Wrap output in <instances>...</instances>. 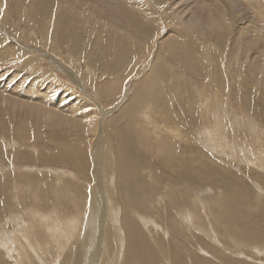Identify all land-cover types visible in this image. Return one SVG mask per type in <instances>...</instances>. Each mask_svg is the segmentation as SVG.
Here are the masks:
<instances>
[{"label": "rangeland", "instance_id": "obj_1", "mask_svg": "<svg viewBox=\"0 0 264 264\" xmlns=\"http://www.w3.org/2000/svg\"><path fill=\"white\" fill-rule=\"evenodd\" d=\"M108 1L110 2L104 3L105 1L101 2L97 0H0V36H1L0 37V85L2 84L4 85V83L6 84V86H0V88H6V87L10 88L9 90L7 89L5 92H1L0 90V231L1 232L4 230L6 232H10V231L13 232L15 231L14 227L17 228V226L19 225L22 226L24 220H26V223L29 222L27 221L29 220L28 211L25 210V207L31 209L34 206H36L37 209L41 208L42 211H46L47 213H49L50 210L55 209L58 212H61L62 215H66V216L67 214H73L72 212L77 211L74 204L67 202L68 199L69 200L72 199L69 198L71 197L70 195L71 193H69V191L65 189L66 191H63L66 192L64 193L65 195L62 194L61 191V186L63 185L62 178L56 179L54 177L53 185L55 190L54 192L52 191L51 176L53 175V169H62V168L68 169L67 166L64 167L56 164V162L53 160V155L65 149L66 146L68 147L69 146L68 142L73 143L74 145L73 152L78 154L82 140L88 139L94 141L95 137L91 123L93 122L95 123L96 115L89 111L90 108L98 111L99 104L100 105L104 104L106 107L108 105H109L108 107L113 106V109L117 106L115 108L116 111L113 113V116L107 119L111 120L112 118H117V117L119 118L121 117L123 119L122 120L119 119V121L117 119L118 123H116V125H114L113 122V123H106L104 126V129H106L107 131V135H109V137L111 138V145L116 146L114 148L115 157L119 156L120 153L122 152L120 140L117 137H115V133L117 132L118 129H125V126L129 123H130L129 125L134 124L133 121L127 120L129 117L125 119V117H127V115L123 111L125 110L124 109L125 107L131 108L134 112L140 111V113L145 109L148 111L155 110V112L158 115L154 113L155 115L153 114V117H151L153 123L154 122L160 124L166 123L162 115L158 113V106L161 105L164 100H160L161 102L160 104L157 98L165 99L166 93L168 97H173L175 93L176 95H178V96L175 95L173 98H177L182 94L178 92L179 90L176 87L173 86L170 87L171 81L166 80L163 77L162 73L159 72L160 64L165 63V60H167L164 54L167 56L169 54H172V56L166 61L167 63L172 62L171 63L172 66L165 64L167 71L173 69L174 73L171 74L175 75L176 73V76H178L179 79L181 78L180 81H182V85H188L190 87L187 92L185 93L183 92L184 96L183 95L181 96L183 97V99H181L179 103L182 102L183 103L185 102L186 104L189 103L191 106H193V109L190 106L181 108L178 102H175L173 105V110L175 107L176 110L179 109L177 110V113L180 112L181 119H185V121L184 120L182 121L180 118L179 119L177 118L180 124L187 127H188L187 123L192 125V129L195 130V132L191 134L192 137H195L196 140L200 137H203V128H204L203 126L196 125L197 121L199 120V112L197 111V106L194 103V101L196 100L195 102H200L199 100L201 99L202 102L200 103L203 102L207 103L210 97L213 98L212 97L213 93H217V97L219 98L220 101L219 102L220 105H217L216 108L214 109L220 112L221 115H223V113L225 112L224 118L221 119L222 123L220 122V126L221 127L223 126L221 128V135H223L224 136L223 138L226 139L225 145H228L232 142L235 143L236 141V144L241 146V144L244 142V138H245L244 136L245 135L247 136L248 132L249 134L246 139H249L248 140L249 142L250 139H252L251 138L252 135L249 130L248 131L246 130L247 132H245L242 127L236 128L232 125L230 119H232V117L234 116L236 118L242 117L240 120L245 119L246 122H251L252 120H254V118H251L252 120L250 119V116H254L256 120L260 121V123L258 124H260L259 126L264 132L263 129L264 128V78H262V71L260 70V73H258L257 71H259V69L257 67L255 69L251 68L252 70L249 69L248 67H241L245 63L244 60H247V58L256 57L257 60L260 58L264 59V54H261V52L264 51V34L262 33L263 36L260 39L259 38L255 39V36L253 35L255 33L257 34V32L253 33V31L259 30L264 32V22L262 21L257 22L258 28L255 30L253 29V24H252L249 33L247 35H244V34H240L239 31L231 30L232 28L230 23H229L230 25L229 27V25L226 24L227 20H225L226 26L222 28L223 30L219 29L222 30V33L221 35L218 33V37L220 36L218 38V37H214L211 34L210 29L206 28L203 25H201L199 29H196L195 31H193L192 28L187 29V31L192 30V32L190 31V33H188L187 31L185 32L186 28L183 25V23L178 18H175L173 16V13L170 12V9H168L170 7L169 6L170 3H176L177 9L180 10L181 12L184 11L185 8L184 6H186V8L188 6V9L193 10L196 8V10L201 11L204 14L208 13L213 15L215 12L214 10H212V7H215V4L218 3V0L216 1L207 0L208 4L204 2L206 0H137V2H141L140 9L135 7L129 0H108ZM214 1L215 3L213 4ZM238 1L239 4H244V8L250 7V5L247 6L248 3L247 0H238ZM67 7L69 9H67ZM120 8L127 9L128 12ZM60 11L62 15L64 14L63 15L64 17L73 18L72 21L70 18L69 19L65 18L66 21L55 19L54 14ZM188 12L191 13L192 11L188 10L187 13ZM88 13L90 14V16ZM225 17L230 20L232 18V14L226 12ZM90 20L91 21L94 20L95 23L94 21L91 22ZM97 22L98 23L100 22L99 23L100 25ZM90 23L94 25H91ZM95 24L96 26H98V29H96L97 32L88 31V28L91 26H95ZM73 25H76L75 26L76 28L72 27ZM123 30L124 32L126 31L127 34L125 33L124 35L122 32ZM202 30H204L205 32ZM179 32H181L182 34L185 33V35H181L180 38L181 37L182 38L181 39L179 38V40H177L179 36L175 37L173 36V34H177ZM203 34H205L206 36H204ZM121 35H124V38L121 37L122 38L121 43H123V45L117 46L115 44V41ZM4 37L6 40H4ZM193 40H195L197 44L195 43V41L193 42ZM189 41L191 43H189ZM198 41L202 42L203 45L198 43ZM20 43H24V44H20ZM30 46L34 48H31ZM122 47L125 48L120 50ZM197 47L200 48V50H197ZM35 48L37 49L36 50L37 52L35 51ZM207 48L210 49L208 50ZM38 49H40L41 51H38ZM204 49L207 50V54H209L208 56H212L214 54L213 56L220 57L224 55L222 57H224V61L226 62V64L227 63L229 64L228 67L230 68L229 69L230 72L229 71L228 72L230 74L220 69L221 65L218 66L219 68H217L218 69L217 72L211 71L205 74L207 70L206 67H204L202 70L200 69L199 66L195 65L194 63L193 64L190 63L189 60L191 57H193L191 54L195 52L194 50L202 52ZM43 50L45 51V53H42ZM183 51L185 53H183ZM38 53L41 54L42 56L39 55ZM48 53H52L53 55H55V57L60 58L61 62L63 60H66L67 62L72 63L74 72H76L75 77H79V78L82 77L81 80L78 79L81 82V84L76 82L75 84L74 82H72V78L69 77V74L67 72L61 70V68H58L56 65H54L51 62V56L48 55ZM186 53L189 54L187 55ZM235 54H237L242 61L234 60L233 57ZM15 56H16L15 59H17L16 62L13 60ZM160 57H162L161 60ZM177 58H181V59L185 58L187 59L188 62L185 60V62L182 64L183 67L182 66L180 67V65L179 66L177 65V61H178V60L176 61ZM31 60H34L35 62L29 64ZM36 62L39 63L40 65H35ZM153 63L154 65H151ZM70 66L71 65H69V67ZM35 69L41 70L45 78L50 79L53 82H56L55 84H57L58 85L57 88H59L58 91L56 92V95L57 93L58 95L61 94L60 96L67 94H74V95L68 96L58 105H56L55 99L50 100V98H48V100L45 101L46 98L40 99L36 97V95L40 93H41L40 95L43 96L42 91L40 92L32 91L31 94V92L29 91L33 90V88L32 86L29 85L31 83L29 81H31L32 78L34 77ZM37 73L38 72H36V75L40 74V72L38 74ZM257 73L259 75H257ZM253 75L257 77H253ZM24 76H27L28 79L26 80ZM146 76H150V78H156L158 76V78L154 79V81L153 79H150L147 80L148 82L144 81L143 83L141 80L146 78ZM210 76L213 79L215 78L214 81L209 80L211 79ZM112 79L117 80V82H115L116 89L108 92L103 91L102 89L108 87L110 81H113ZM107 81L109 82L108 85H107ZM116 83L119 87L116 85ZM142 85L143 87L145 86L144 87L145 89L142 87ZM166 86H168V88ZM169 87L170 89L173 88L174 91L170 90ZM140 92L141 94H137ZM26 93L28 95H26ZM19 94H24L25 98H31L32 96L33 97L31 98L32 100L30 102H25L24 101L25 99L21 98ZM76 97H81L82 100H84V103H86L87 106L89 105L88 106L90 107L88 108L89 110L76 103H71L69 105V102L72 99H76ZM33 98H37V99H33ZM145 98H147V100ZM214 98H216V96ZM213 100L211 101V104L214 103ZM129 101H133L134 105H132ZM142 101L145 102L144 104L145 109H140V105L142 104L139 105V103H141ZM151 102H153L154 105H152ZM155 103H157L158 105H156ZM148 104H150L151 106ZM163 105L165 106V104ZM217 107L218 108L220 107V109L221 107L223 108L222 110H219ZM67 109L69 111H67ZM183 110L186 116H184ZM85 111L88 114L87 117H83L85 115L83 114ZM43 113H49L51 114V116L43 115ZM97 113L99 114L100 110ZM66 115L72 116L76 124L73 125L72 120L66 121L65 123L63 117H65ZM141 115H140V121L144 122L148 120V119L145 120L146 118ZM137 123H139V121ZM148 123L146 124L139 123V127L137 129L131 127L129 128H131L132 139L137 140V142H135L136 146L134 144L135 149L141 148L144 151V152L142 151L143 154L142 156L145 157L150 156V158L155 159L154 157L155 154L146 152L141 145V141H138V138L140 136L144 137L143 134L144 129L142 128V126L145 127V131L147 130L153 133L152 132L153 130L151 129L153 125ZM229 124L232 126L230 127ZM172 125H168V126L172 127ZM224 125H226V128ZM198 129L200 130L197 131ZM208 130L212 131V129H208ZM228 133L231 136L233 135L232 136L233 138ZM226 135L227 137L225 138ZM186 137L188 136L186 135ZM146 139L151 140L153 138L147 137ZM177 141H180L178 143H182V144L177 145L178 143L177 144L173 143L171 147H175L178 149L175 151V158L176 156H179L181 158L182 163H179L177 166L174 167V162L176 161V159L171 163H168L169 161L165 159L160 160V162L167 168L169 167L173 168L174 172L176 173L175 177L177 179V182H179L181 186H186L187 184L192 183L193 186L196 187V188L192 187V192L194 193V195H197L198 197L201 196L200 198L203 197L202 200L204 202L207 200L209 196L221 198L222 195H224V192L229 195L227 201L229 203H234V202L238 203L239 199L242 200L241 196L243 194H245L244 197L254 196V194L252 193H251L252 195L250 193H247V190L242 191V190L234 189V188L239 189L238 188L239 185L234 184L233 180L228 184L222 185L221 184L223 182L222 174L224 173H229L228 177L231 179L239 180L237 177H240L243 173H246L249 170V168H251L250 173L252 180L249 182L250 184L249 183L248 184L252 187V191L253 189L254 190L259 189L258 187L259 185H262V187L264 188V177H261L263 173H260L261 175L259 174L256 175L254 174V169H252V165H250L251 167L247 166V161L256 163L255 162L256 159H260L262 163V160H264V155L260 153L261 150L264 148L263 143L259 142V143L250 144L251 146L253 144L255 146V155H252V157L248 153H246V157L245 156L243 157L242 154L243 152H239V149L235 150L236 151L235 152L233 148L230 149L227 148V151H229V153L233 151L231 157L229 158L228 153L226 155V153L225 154L218 153V151L212 153L213 155L210 156V154H208L210 147L204 149L198 147L196 148L195 144L193 142H192L193 144L190 142L191 140L187 141V139L184 138L182 139V137L177 139ZM193 145L197 150L196 149L188 150L185 147L187 146L193 148ZM215 153L216 154L218 153L219 155L218 154L216 155ZM187 154H190V158L187 157ZM194 154H197L196 155V157H198L197 159ZM202 155L204 156V158L201 159L200 156L203 157ZM186 157L190 159L191 163L184 162V160L187 159ZM206 157L209 158L207 159V161H205ZM93 162L94 160L93 158H91V166ZM262 164L264 165V163ZM137 166L138 168H141L140 162L138 163ZM210 166H214L212 167L213 174H211L212 173L211 171H208L211 170ZM217 166L218 167L220 166L221 169L223 168V170L219 169ZM206 168L209 169L207 170ZM213 168L216 169L213 171ZM225 169H227L228 172ZM147 170H150V172H146V175L144 174L143 176L142 174H140L141 177L143 176L142 178L140 177V175H138L137 177H133L130 179L127 178V179L137 180L139 178L138 179L139 181L142 182L146 181L148 183L150 182L152 183V180H155L157 178L156 180L158 183L162 181L161 182L162 186L158 184L159 187L158 193L160 194L162 192L161 191L162 189L163 190L162 193L165 194L169 189L170 185L163 186L164 179L163 176H161L162 175L161 172L159 171L157 172L153 168L150 169L146 168V171ZM163 170H165L164 173L166 174L169 173V170L164 168ZM152 171H154L155 174L158 175L153 174ZM193 171L197 173V174L195 173L196 179H194L195 175H193L194 174ZM214 172H216L217 174ZM148 173H152L151 174L152 176L149 175ZM207 173H209L208 174L209 177L206 176ZM5 175H7L9 178L7 179ZM199 175L200 176L202 175L201 177L203 179ZM218 175L220 179H218ZM247 175H249V173ZM158 176H161V178L160 177L158 178ZM68 179L65 180V182L69 183ZM196 180L200 183H197ZM87 181L86 183L80 182V188L83 189L81 193L79 191L77 192L74 191L76 192V195L81 194L80 196L83 198L82 193H86V189L88 187L92 189L95 185H98L100 180L97 178H93ZM28 182H30L29 185H27ZM107 182L108 181H106L105 186L111 190L110 183ZM208 182H210L211 185ZM218 184L220 186H218ZM31 185H36L37 188L36 189L31 188ZM74 185L75 184L73 182L70 183L71 188L73 187L72 190H74L75 186H77ZM209 185L211 187H209ZM235 185H237L238 187ZM127 186L130 185L127 184ZM20 187H22L23 189ZM175 187H180V186L175 185ZM108 188L106 189L109 190ZM228 188L230 189V191ZM32 190H34L35 193L37 191H40L37 192V194L39 193L38 195H40V197L36 198V200L33 198V195H35L34 193L29 194V192H33ZM238 191H240L239 194H236L238 193ZM21 194L23 196H21ZM235 196L238 198H236ZM233 197H235L236 199L235 198L232 199ZM158 199L159 198L156 197L155 201H157ZM58 204H60V208L56 207V205ZM50 205H52V207ZM90 205L91 204L87 203L84 206V210L86 211L85 215H88L87 209L89 208ZM104 206L106 207V204ZM66 208H68L69 210L66 211L65 210ZM240 208H246V207H240ZM262 211H264V209ZM102 212L103 214L101 213V215L102 217H104L105 211L103 210ZM10 213L11 214L13 213L14 216L11 215ZM128 215L129 214H127V216ZM19 217L20 220H18ZM98 218L100 217L97 216V219ZM8 220H10L11 222H9ZM97 223L98 224L96 228L92 232L90 230L91 236L92 234H94L93 232L96 233L99 232V229L101 230V225H102L101 218L97 220ZM136 224L137 226L141 227L139 223H132V222L130 224L131 226H127V228L125 225L121 226L122 228L121 232H123L122 240L125 243L128 242L124 247L123 253H125V255L124 254L123 255L127 257L128 261L130 259L129 262H131V258H132L131 254L133 248L138 247L140 245V243H136V238H134L136 234L133 231L134 230L137 231V230L132 229V225L136 226ZM27 226H29L27 231H30L29 233L31 235V238L29 237L30 239H33L32 235H36L37 233L39 234V231H40L39 235L42 239L47 238L46 236H44L45 230L43 231L42 228H39V226H41L40 224L33 225L29 223ZM33 226H35V229H32ZM6 227L7 229H5ZM125 231L128 233H125ZM17 235L18 234H15V236ZM15 236H13L12 240L15 238ZM103 239L106 240L104 236L102 237L99 236L98 238H96L99 244L97 242L94 245L92 244L93 242L89 243L88 250L90 249L91 253L95 255V256L91 255L92 257L90 256V259L88 258V261L91 262V264L93 262L94 264H99V262L104 263L106 260H109L108 255L110 254V256H113L116 251L117 246L115 245V243L114 245H106V241ZM12 240L11 242H13ZM33 240L39 241V239L37 238H34ZM26 243L27 242L24 243L23 239L19 241H14L12 243L11 246L14 249H16V247L18 249V253L14 254V256L15 255L21 256L18 257V261L16 263L15 262L11 263V260L9 259L8 261L10 263L7 262L6 261L7 257L5 256L6 253H4L5 251L0 249V259L2 260V261L0 260V264H24V263L44 264L43 262L40 261L41 259H39L40 258L39 254L33 251L31 248L26 247L29 246V244L27 243L26 245ZM43 244L44 246L45 245L48 246V250L42 247L41 248L39 247L40 249L37 248V250L40 251V255L42 256L46 255L45 258L49 257L48 260L52 259L53 256L55 255L54 253H56L55 248H60V246L57 247L56 244L50 243L48 241L43 242ZM244 244L245 243L241 244L242 247H236L239 251H242L245 254V256H241V259L246 260L249 264H256V263L264 264V252L260 254L257 252L258 249L261 252L264 251V245L260 244L261 247H259L258 245L254 246L253 244H251L250 246L248 245L249 246L248 247L247 244L245 245ZM77 245L79 246V241H73V243L70 242V244H68V246L65 247L63 245V247L67 249L63 253H60L59 257L57 258L58 260L56 259L57 262L56 264H58V262L59 264H61L63 260H65V263L63 264H71L72 259L74 257L72 256L73 251L75 250V248L78 247ZM180 245L181 247H179L178 249L180 250L181 253L183 252L182 254L184 255V258H186V260L190 264H192L193 259L189 255L195 254L193 253L195 250L193 249L194 246L192 244L188 245V249L190 248V250H188L187 248H184L182 242ZM244 246L245 249L243 248ZM252 247L253 248L257 247L258 249H253ZM20 248H22V250ZM97 248L99 250V253L97 251ZM19 249L21 250L20 252ZM43 249L44 251L46 250V252H44ZM52 254L54 255L52 256ZM233 255L234 254H232V256ZM25 256H28L29 258ZM205 256L208 255L205 254ZM235 256L236 258H240L237 255H234V257ZM104 257L108 259H105ZM199 257L201 256L199 255ZM136 263L138 262L136 261ZM83 264H85V261H83ZM221 264H226V263L222 262Z\"/></svg>", "mask_w": 264, "mask_h": 264}, {"label": "bare ground", "instance_id": "obj_2", "mask_svg": "<svg viewBox=\"0 0 264 264\" xmlns=\"http://www.w3.org/2000/svg\"><path fill=\"white\" fill-rule=\"evenodd\" d=\"M97 1H101V2L105 1L104 3L110 2L108 0H97ZM129 1L135 7L140 9L141 2H137V0H129ZM215 1L213 2V4L215 3ZM204 2L207 3V0ZM247 2H248L247 6L250 5L249 8H244V4H239L238 0H218V3L215 4V7H212V10H214V12H215L213 15L208 14V13L204 14L201 11L196 10V8L195 9L192 8L193 10L188 9V6H187V8H186V6H184L185 7L184 11L181 12L180 10L177 9L176 3H170V5H169L170 7L168 9H170V12L173 13V16L175 18H178L183 23V25L186 28L185 32L187 31V29H191V28L193 31H195L196 29H199V27L201 25H203L206 28L210 29L211 34L214 37H218V33L221 35L222 30H223L222 28L224 26H226L225 20H227L226 24L229 25V23H230L231 28H232L231 30L239 31L240 34L247 35L249 33V31L251 30L250 27L252 26V24H253V29L255 30L258 28L257 22H259V21L264 22V0H247ZM153 5H154V3H153ZM67 6H68V4H67ZM67 9H69V8L67 7ZM120 9H123V10L128 12L127 9H124V8H120ZM117 10H118V8H117ZM156 10H158V9H156ZM188 10H190L192 12L191 13L188 12L189 13L188 14L187 13ZM226 12L232 14V18L230 20L225 17ZM63 15L61 14V11H60V12L55 13L54 17H55V19L66 21L65 18H67V17H64ZM89 16H90V14H89ZM69 18H67V19H69ZM161 18H162V16H161ZM70 19L72 21L73 18H70ZM93 21H91V22H93ZM94 23H95V21H94ZM90 24L94 25L92 23H90ZM230 25H229V27H230ZM75 26L76 25H73L72 27L76 28ZM96 29H98V26H96V24H95V26L89 27L88 31L97 32ZM219 29H222V30H219ZM192 30H190V31L192 32ZM190 31H187V32L190 33ZM202 31H204V30H202ZM122 32L125 35L126 31L124 32V30H123ZM239 32H238V34H239ZM255 32H257V34ZM253 33H255V34H253L255 36V39L256 38L260 39L264 34V32L259 31V30L253 31ZM124 35H121L115 41V44L117 46L123 45V43H121V41H122L121 39L124 38ZM181 35H185V33L182 34L181 32H179L177 34H173V36H175V37L179 36L177 38V40H179ZM203 35L206 36L205 34H203ZM112 37H115V36H112ZM4 40H6L5 37H4ZM110 41H111V38H110ZM194 41L195 40H193V42ZM219 41H221V40H219ZM189 43H191V42L189 41ZM195 43H196V41H195ZM198 43L203 45L202 42L198 41ZM20 44H24V43H20ZM131 45H133V44H131ZM32 46H34V45H32ZM23 47H25V46H23ZM31 48H34V47H31ZM124 48L125 47H122L120 50H122ZM207 49L209 50L210 48H207ZM36 50L37 49L35 48V51ZM44 50L42 53H45ZM197 50H200V48L197 47ZM197 50H194L195 52L191 54L193 57L190 56L191 58L189 61H190V63H192V64L194 63L195 65L199 66L200 69H202V70L204 67H206L207 70H206L205 74H207L211 71L217 72V70H218L217 68H219L218 66H220V65H221L220 69L224 70L226 73L229 71V69H230L228 67L229 64L227 63L228 64L227 65L226 62L224 61V57H222L224 55L221 54L222 56H220V57L213 56L214 54L212 56H208L209 54H207L206 49H204L205 51L203 50L204 52L202 51L203 53L199 52ZM38 51H41V50L38 49ZM183 53H185V52L183 51ZM186 54H185V56H186ZM261 54H264V51H262ZM39 55H41V54H39ZM48 55L51 56V62L54 65H56L58 68H61V70L65 71L69 74V77L72 78V82H74V83L76 82V83L81 84V82L79 80H81L82 77L81 78L75 77L76 72H74L72 63L67 62L66 60H63L61 62L60 58L55 57V55H53L52 53H48ZM157 56H158V53H157ZM164 56H166V59L168 60L172 56V54H169L168 56L164 54ZM225 56H226V54H225ZM262 57H263V55H262ZM15 58H16V56L14 57L13 60L16 62L17 59H15ZM161 59H162V57H160V60ZM233 59L242 61L238 57L237 54L234 55ZM167 60H165V63L160 64V66H159L160 71L159 72L162 73L163 77L166 80L171 81V84H170L171 86L169 85L170 87H172V86L176 87L179 90L178 92H180V94L183 95L185 92H187L189 90L190 87L188 85H182V81H180L181 78L179 79V77L176 76V73H175V75H172L174 73L173 69H170L167 71L165 64L172 66L171 65L172 62L167 63L166 62ZM185 60L187 61V59H185V58L184 59L177 58L176 59L177 65L178 66L180 65V67H181L182 64L185 62ZM244 61H245V63L241 67H248L249 69H251V68L255 69L257 67L259 69V71H257V72L260 73V70H261L262 71V78H264V59L260 58L257 60L256 57H250ZM34 62H35L34 60H31L29 62V64L34 63ZM154 63H155V61H154ZM154 63L151 65H154ZM35 65H40V64L36 62ZM69 65H71V66L69 67ZM151 65H150V67H151ZM40 69H41V66H40ZM231 70H232V68H231ZM36 72H38V73L40 72V74L37 73L38 75H36ZM229 72H228V74H230ZM258 73H257V75H259ZM254 75H253V77H257ZM24 77L26 78V80L28 79L27 76H24ZM213 77H215V76H213ZM156 78H158V76ZM156 78H150V76H146V78L142 79L141 81L144 83V81L146 82L147 80H150V79H153V81H154V79H156ZM185 78H187V77H185ZM214 79L211 77V79H209V80L214 81ZM53 80H55V79H53ZM29 82H31L29 85L32 86V88H33V90L29 91V92H31V94H32V91H36V92L42 91L43 96H41L40 95L41 93H40V94H38L40 96L36 95V97H38L40 99L46 98L45 101H47L48 98H50V100L55 99L56 105H58L61 101H63L68 96L74 95V94H67V95L60 96L61 94L58 95V93L56 95V92L59 89V88H57L58 85L55 84L56 82H53L50 79L45 78L43 76V72H41V70H39V69L38 70L35 69L34 77ZM115 82H117V80L110 81V84L108 85L109 82L107 81L108 87L103 88L102 90L106 91V92L115 90L116 89ZM116 85H117V83H116ZM0 86H6V84L4 83V85L2 84ZM222 86H223V84H222ZM142 87H143V85H142ZM166 87L168 88V86H166ZM170 87H169V89H170ZM7 89L9 90L10 88H7V87L6 88H0L1 92H5ZM11 90H13V89H11ZM170 90L174 91L173 88ZM200 90H201V88H200ZM215 91H216V89H215ZM198 92H200V91H198ZM22 93H25V92H22ZM86 93H88V92H86ZM174 93H173V95H174ZM31 94H30V96H31ZM137 94H141V92L137 93ZM19 95L21 98L25 99L24 100L25 102H30L32 100L31 98L33 97L32 96L31 98H25L24 94H19ZM26 95H28V94L26 93ZM33 95H35V94H33ZM175 95H176V93H175ZM176 96H178V95H176ZM181 96H179L177 98H173V97H168L167 93H166L165 99H158L157 98V100L160 104H161L160 100H164L163 103L158 106V113L160 115H162V117L164 118V121L166 122L164 124H160V123H156V122L153 123L151 117H153V114L156 112H155V110H153V111L146 110L144 108L145 102H143V101L141 103H139V105L142 104V105H140V109H145L144 111H142L143 113L142 112L140 113V111L134 112L131 108L125 107L124 108L125 110H123L125 112V114L127 115V117H125V119L129 117L127 120L133 121L134 124L129 125L130 123L128 122L129 124H127L125 126V129H118L116 133L114 132L115 137H117L120 140L121 150H122L120 155L117 157H115V154H114V148L116 146L111 145V138L109 137V135H107L106 129H104V126L106 123H113L114 122V125H116V123H118L117 119H118V121H119V119L120 120L123 119L121 117L120 118L119 117L112 118L111 120L107 119V118H109V117L111 118V116H113V113L116 111L115 108L117 106L113 109V106L108 107L109 106L108 105L106 107L104 104H101V105L99 104V106H98L99 109H98V111H96L95 109H91L90 107H88L89 105L87 106V104L84 103V100H82L81 97H76V99H72L69 102V105L71 103H76V104L83 106L86 109L90 108V110L89 109L88 110L91 113L96 115L95 123L94 122L91 123L95 139H94V141L88 140V139L82 140L78 154L73 152V146H74L73 143L68 142V145H69L68 147L66 146L65 149H63V150L59 151L58 153H56L55 155H53V160L56 162V164H58L60 166H64V167L67 166L68 169H63V168L62 169H53V175L51 176L52 177L51 188H52V191L54 192V190H55L54 185H53L54 177L56 179L62 178V181H63V185L61 186L62 194L66 193V192H63L66 190H68L69 193H71L70 194L71 197H69V198H72V199L71 200L68 199L67 202L74 204L77 211L72 212L73 214H67V216H66V215H62L61 212H58L55 209L50 210L49 213H47L46 211H42L41 208L37 209L36 206H34L31 209L25 207V210L28 211V219H29V220H27V221H29L28 223H26V220H24L22 223L23 225L22 226L19 225V226H17V228L14 227L15 231H13V232H11V231L6 232L5 230L2 232L0 231V249L5 251L4 253H6L5 256L7 257L6 261L9 262L8 259L11 260V263L12 262L16 263L18 261V257L20 255L14 256V254L18 253V249L16 246L15 247L17 250L14 249L11 245L14 241H19V240L23 239L24 243L27 242L29 244V246H26V247L31 248L33 251L37 252L39 254V257H40L39 259H41L40 261L43 262L44 264H56L57 263L56 259L59 257L60 253H63L67 249L64 247L68 246V244H70V242L73 243V241H79V246L77 245L78 247L75 248V250L73 251L72 256H74V257L72 259L71 264H83V261H85V264H91V262L88 261V258L90 259V256L93 254L91 253L90 249H89L90 251L88 250L89 243L93 242L92 244L94 245L97 242L96 238H98L99 236H101V237L104 236L106 238V240L105 239H103V240L106 241V245H114V243H115L117 248H116V251H115L113 256H110V254L109 255L107 254L109 256V260H106L104 263L98 261L99 264H190L186 260V258H184V255L182 254L183 252L181 253L180 250L178 249L179 247H181V245H180L181 242H182V245L184 246V248H187V249H188V245L192 244L194 246V247L193 246H191V247H193V249H195L193 252L195 254L189 255L193 259L192 264H221L222 262H225L226 264H249L246 260L241 259V256H245V254L242 251H239L236 247H242L241 244H243V243L247 244V246L248 245L250 246L251 244H253L254 246L258 245L259 247H261L260 244L264 245V211H262L264 209V188L262 187V185H259L258 186L259 189H256V190L253 189L254 192L252 191V187L249 185L250 184L249 182L252 180L251 173H250L251 168H249V170L246 173H243L240 177H237L239 180L231 179L228 177L229 173H224V174H222L223 182L222 183L220 181L219 182L222 185H224V184L230 183L233 180L234 184L239 185V187L237 185H235L239 189H237V188H234V189L242 190V191L247 190V193H250V194L252 193V194H254V196L244 197L245 194H243L241 196V198L244 201L239 199L238 203H236V202L229 203V202H227L229 195L227 193H225L224 191H226V190H224V191H222V192H224V195H222L221 198L209 196L207 198V200L204 202L202 200L203 197L200 198L201 196L198 197L197 195H194V193L192 192V187H194L192 183H189L186 186H181V184H179V182H177V179L175 177L176 173L174 172L173 168L165 167L160 162V160L165 159V160L169 161L168 163H171L176 159V161L174 162V167L177 166L179 163H182L181 158L179 156H176V158H175V151L178 149L175 147H171V145L173 143L177 144L178 142H180V141H177V139H179L181 137H182V139L183 138L187 139V141L191 140L190 142L191 143L193 142L195 144L196 148L198 147V148L204 149V148L210 147L209 153H208V154H210V156L213 155L212 153L218 151V153H223V154L226 153V155L228 153V156L230 158L233 151L229 153V151H227V148H229V149L233 148L234 151L239 149V152H243L242 153L243 157L244 156L246 157V153H248L252 157V155H255V146H254V144L252 146L250 144L251 143H259V142L264 144V132L262 131L261 127L259 126L260 124H258V123H260V121L256 120L254 116H250V119L254 118V120L251 119L252 120L251 122H246L245 119L240 120L242 117L241 118H239V117L236 118L235 116L232 117V119H230V122L232 123V125L236 128L242 127L245 132H247L249 130L251 135H252L251 136L252 139H250V142L248 141L249 139H246L248 134H249V132H248L247 136L246 135L244 136L245 137L244 142L241 144V146L237 145L236 141H235V143L232 142L228 145H225L226 139H224L223 138L224 136L221 135V128L223 126L222 127L220 126L221 119L224 118L225 112L223 113V115H221L220 112H218L216 109H214V108H216L217 105H220V103H219L220 101H219V98L217 97V93H213L212 94L213 98L210 97L209 101H207V103L206 102L200 103V102H202L201 99L199 100L200 102H195L196 100L194 101V103L197 106V111L199 112V120L197 121L196 125L204 127V128L202 127L203 128V137L199 136L200 138H198L196 140L195 137H192V135H191L192 133L195 132V130L192 129V125L187 123V125H188V127H187V126L180 124V122L178 120L179 118L181 119L180 112L177 113V110H179V109L176 110V107H175L173 110V105L175 102H178V104L181 108H185L186 106H190L193 109V106H191L189 103L188 104H186L185 102H184L185 104L183 102L179 103V101L181 99H183V97H181ZM215 96H216V98H214ZM218 96H219V94H218ZM163 98H164V96H163ZM33 99H37V98H33ZM145 99L147 100V98H145ZM212 100L214 103L211 104ZM133 101H129V102L132 105H134ZM241 102H242V100H241ZM151 103H152V105H154L153 102H151ZM55 104H52V105H55ZM116 104H114V105H116ZM155 104L158 105L157 103H155ZM163 104H165V106ZM148 105H150V104H148ZM147 108H148V106H147ZM222 108L223 107H221V109H220V107H219L218 109L222 110ZM99 110H100L101 115H100V113L99 114L97 113V112H99ZM67 111H69V110L67 109ZM83 114H85L83 117H87V115H88L86 111ZM139 114L140 115L142 114L141 116H144L146 118L145 120L148 119L147 121L153 125V127L151 128L153 130L152 131L153 133H151V131H147V130L145 131V127L142 126V128L144 129V131H143L144 137L140 136L138 138V141H141V145L146 152L155 154L154 155L155 159L150 158V156L149 157L142 156L143 150L141 148L135 149V146H136L135 142H137V140L132 139L131 128L137 129L139 127V123L140 124L148 123L147 121H144V122L140 121V115ZM183 114H184V110H183ZM43 115L51 116V114H49V113H43ZM181 115H182V112H181ZM184 116H186V114H184ZM248 118H249V116H248ZM63 120L65 123H66V121L72 120L73 125L76 124L75 120L70 115H66L65 117H63ZM169 120H170L171 124L169 123ZM181 120L185 121V119H181ZM138 121H139V123H137ZM123 122H125V121H123ZM242 123H243V126H242ZM168 125H172V127H169ZM226 125H224L225 128H226ZM232 125L229 124L230 127ZM129 127H131V128H129ZM159 127H160V129H159ZM195 129H197V128H195ZM208 129H212V131H210ZM243 129H240V130H243ZM165 130H167V131H165ZM199 130L200 129H198L197 131H199ZM225 130H227V129H225ZM164 132H167L169 134L164 133ZM186 135L188 137H186ZM240 135H242V134H240ZM147 137L153 138V139H151V140L146 139ZM226 137H227V135L225 136V138ZM182 141H184V140H182ZM227 142H229V141H227ZM134 144H135V146H134ZM180 144H182V143H178L177 145H180ZM195 146L193 145V148H190L187 146H185V147L188 150L189 149L194 150V149H196ZM136 150H137V152H136ZM204 153H205V151H204ZM145 154H147V153H145ZM260 154L264 155V148L261 150ZM194 155L196 157L197 154H194ZM90 157L93 158V160H94L92 166H91V158ZM187 157L190 158V154H187ZM189 158L184 160V162L185 163H191ZM197 158L198 157H196V159ZM200 158L202 159V158H204V156L203 157L200 156ZM207 159H209V158L206 157L205 161H207ZM210 160H211V158H210ZM203 161H204V159H203ZM205 161H204V163H205ZM263 161L264 160H262V163H264ZM139 162H140L141 168H138V166H137ZM255 162L256 163H252V162L247 161V166L251 167L250 165H252V169H254V174L261 175L260 173H263L261 177H264V171H263L264 165L261 163L260 159H256ZM257 162H259V163H257ZM215 164H217V163H215ZM205 166H207V165H205ZM227 166H229V165H227ZM210 167H211V170H208L209 168L208 169L206 168V169L208 171L212 172V167H214V166H210ZM69 168H71V169H69ZM146 168L147 169L153 168L157 172L158 171L161 172V174H162L161 176H163V179H164L163 186L164 185L165 186L170 185L169 189L167 190V192L165 194L162 193L163 192L162 189H161L162 192L160 194L158 193V188H159L158 184L161 185L162 181L161 182L159 181L160 183H158L156 180L157 179L156 177H155L156 178L155 180H152L153 184L151 182L148 183L146 181H143V182L139 181L138 180L139 178L137 180H128L130 178L137 177L140 174H142L143 176H144V174L146 175V172H150V170L146 171ZM163 168L169 170L170 174L164 173L165 170H163ZM179 168H181V167H179ZM179 168H178V170H179ZM218 168L221 169L220 166ZM218 168H217V170H218ZM215 169L213 168V171ZM221 170H223V168ZM225 170H227V169H225ZM152 172H153V174H155L154 171H152ZM189 172H190V170H189ZM220 172H222V171H220ZM227 172H228V170H227ZM195 173L196 172H194L193 175H195ZM214 173H216V172H214ZM248 173H249V175H247ZM148 174L151 175L152 173H148ZM208 174L209 173L206 174L207 177H209ZM211 174H213V172ZM155 175H158V174H155ZM5 176L7 179L9 178L7 175H5ZM161 176H158V178L159 177L161 178ZM140 177H141V175H140ZM93 178H97L100 180L98 185H95V186L93 185L94 187L92 189L90 187H88L86 189V193H82L83 198L80 196L81 194L76 195L77 191H79L81 193L82 189H83V188H80V182L86 183L87 180H90ZM67 179L69 180V183L65 182V180H67ZM194 179H196V175H195ZM218 179H220L219 175H218ZM197 180H198V178H197ZM197 180H196V182L200 183ZM106 181H108L110 183L111 190L105 186ZM72 182L75 185H77V186L74 185L75 186L74 190H72L73 187L71 188L72 185L70 186V183H72ZM208 183L211 185L210 182H208ZM29 184H30V182H28L27 185H29ZM123 184H125V185H123ZM127 184H129L130 186H127ZM219 184H218V186H220ZM175 185H179L180 187H175ZM210 185H209V187H211ZM212 185H213V183H212ZM202 186H204V185H202ZM215 186H217V185H215ZM20 188H22V187H20ZM31 188L36 189L37 186L31 185ZM106 188H108L109 190H107ZM194 188H196V187H194ZM214 189H216V188H214ZM26 190H27V188H26ZM37 190H39V189H37ZM231 190H233V189H231ZM32 191L33 192H29V194L34 193L35 195H33V198L35 200H36V198L40 197V195H38L39 193L37 194V192H40V191H37L36 193L34 190H32ZM74 191H76V192H74ZM229 191H230V189H229ZM239 192L240 191H238V193H236V194H239ZM21 196H23V195L21 194ZM50 196H51V194H50ZM180 196H182V197H180ZM156 197L159 198L157 201H155ZM235 197H233L232 199H234ZM236 198H238V197H236ZM66 200H67V198H66ZM64 202H65V199H64ZM64 202H63V204H64ZM87 203H89L91 205L87 209L88 215H85L86 211L84 210V206ZM105 204H106V207L104 206ZM115 204H116V206H115ZM67 205H68V203H67ZM67 205H65V206H67ZM50 206L52 207V205H50ZM56 207L60 208V204L56 205ZM240 207H246V208H240ZM102 209L105 211L104 217H102V215H101V213L103 214ZM65 210L68 211L69 209L66 208ZM235 210H237V211H235ZM82 213H83V216H82ZM127 214H129V215L127 216ZM11 215H13V213ZM16 216H17V214H16ZM97 216L100 217L102 220L101 230L98 228L99 232H96V233L93 232L94 234H92V236H91V232L96 228V226L98 224L97 220L100 219V218L97 219ZM18 220H20V217ZM8 221L11 222L10 220H8ZM131 222L132 223H139L141 225V227L137 226V224H136V226L132 225V229L137 230V231H135V230L133 231L136 234L134 238H136V243H140V245L138 247L133 248L132 254H131V257H132L131 262H129L130 259L128 261L127 257L124 256L125 253H123L124 247L126 246V243H128V242L125 243L122 240L123 232H121V230H122L121 226L125 225L127 228V226H131L130 225ZM29 223H31L33 225L40 224L41 226H39V228H42L43 231L45 230L44 236H46L47 238L42 239L39 235L40 234V231H39V234L37 233L39 236L37 234L32 235L33 239L37 238V239H39V241L30 239L31 238V235L29 234L30 231H27V229L30 226V225L27 226ZM4 224H6V223H4ZM109 224H110V226H109ZM1 225H3V224H1ZM4 226H6V225H4ZM5 229H7V227ZM32 229H35V226H33ZM90 230H91V232H90ZM126 231H125V233H128ZM37 232H38V230H37ZM83 233H84V236H83ZM15 234H18V235L15 236ZM13 236H15V238L12 240ZM11 240L13 242H11ZM47 241L50 243L56 244L57 247L60 246V248L54 247L56 249L55 250L56 253H54L55 255L52 254V256L53 255L54 256L50 260H48L49 257L45 258L46 255L45 256L40 255V251L37 250V248H39V247L40 248L41 247L46 248L48 250V246H46V245L44 246V244H43V242H47ZM27 243H26V245H27ZM46 244H48V243H46ZM50 245H52V244H50ZM63 245H64V247H63ZM70 248H72V247H70ZM98 248H97V251L99 253ZM138 248H139V250H138ZM233 248H235V249H233ZM243 248L245 249V246ZM20 249L22 250V248H20ZM20 249H19V252L21 251ZM253 249H258V248L255 247ZM49 250H52V249H49ZM188 250H190V248ZM43 251H44V249H43ZM44 252H46V250ZM257 252L260 254V253H263L264 251L261 252L258 249ZM50 253H52V252H50ZM22 254H25V253H22ZM38 254H37V256H38ZM185 254H187V253H185ZM205 254H207L208 256H205ZM226 254H228V255H226ZM232 254L237 255L240 258H236V256L234 257V255L232 256ZM199 255L201 257H199ZM209 255H211V256H209ZM261 255H263V254H261ZM28 256H25V257L29 258ZM93 256H95V255H93ZM186 256H188V255H186ZM31 258H32V256H31ZM187 258H189V257H187ZM34 259H36V258H34ZM105 259H108V258H105ZM136 261L138 263H136ZM29 262H30V260H29ZM63 263H65V260H63V262L61 264H63ZM58 264H59V262H58ZM92 264H94V262Z\"/></svg>", "mask_w": 264, "mask_h": 264}]
</instances>
